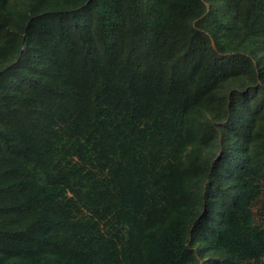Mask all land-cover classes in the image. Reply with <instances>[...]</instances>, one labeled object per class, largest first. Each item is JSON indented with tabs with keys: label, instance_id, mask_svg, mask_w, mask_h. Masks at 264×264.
<instances>
[{
	"label": "trees",
	"instance_id": "trees-1",
	"mask_svg": "<svg viewBox=\"0 0 264 264\" xmlns=\"http://www.w3.org/2000/svg\"><path fill=\"white\" fill-rule=\"evenodd\" d=\"M0 264H264V0H0Z\"/></svg>",
	"mask_w": 264,
	"mask_h": 264
}]
</instances>
